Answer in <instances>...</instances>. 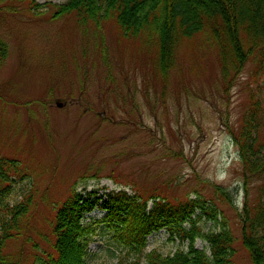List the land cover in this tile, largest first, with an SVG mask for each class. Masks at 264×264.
<instances>
[{
	"label": "rangeland",
	"instance_id": "374dc122",
	"mask_svg": "<svg viewBox=\"0 0 264 264\" xmlns=\"http://www.w3.org/2000/svg\"><path fill=\"white\" fill-rule=\"evenodd\" d=\"M64 1L33 0L39 7L30 9L31 0H0V162L13 165L0 189L11 185L3 204L31 203L6 253L18 264L54 256L57 211L74 191L99 187L146 200L206 199L220 214L217 224L204 218L202 231L225 225L235 264H252L243 221L264 205V177L245 175L238 143L253 104H264L263 50L234 59L203 30L177 40L164 74L149 22L125 36L110 12L99 23L53 17ZM104 214L95 210L85 224ZM96 227L88 263L117 264L126 250ZM147 241V252L188 249L165 230ZM196 247L209 252L202 239Z\"/></svg>",
	"mask_w": 264,
	"mask_h": 264
},
{
	"label": "trees",
	"instance_id": "16d2710c",
	"mask_svg": "<svg viewBox=\"0 0 264 264\" xmlns=\"http://www.w3.org/2000/svg\"><path fill=\"white\" fill-rule=\"evenodd\" d=\"M39 7L30 3V9ZM54 16L74 14L78 22L99 23L105 12L118 21L125 36L137 34L143 28L137 22H149L159 43V69L166 74L173 65L176 42L181 38L208 30L216 38L223 54L235 59L247 52L262 49L258 70L264 71V0H66L54 5ZM104 13V14H103ZM40 14V13H39ZM153 23V26H152ZM4 56L5 48L0 45ZM237 53V54H236ZM239 63V62H238ZM166 72V73H165ZM237 142V141H236ZM238 143V142H237ZM240 155L244 173L264 177V104L255 102L244 120ZM7 166V167H6ZM13 165L0 162V175L9 182L7 168ZM10 184L0 189V264H18L7 253L10 241L20 236L21 222L30 211L29 201L14 205L3 204L11 191ZM106 188L74 191L55 216L54 249L56 254L38 257L36 264H89L90 244L100 225L126 250L117 264H235L236 238L223 225L218 231L203 232L199 223L207 220L218 223L219 210L198 196L184 202L153 197L152 204L126 189L101 193ZM216 194L231 199L229 191L216 187ZM264 195V193H263ZM264 205L255 209L254 216L243 221L242 244L252 264H264ZM101 210L102 219L85 224L88 214ZM165 230L169 240L188 249L179 248L164 255L157 250L147 252V238ZM202 239L209 244V252L196 247Z\"/></svg>",
	"mask_w": 264,
	"mask_h": 264
}]
</instances>
